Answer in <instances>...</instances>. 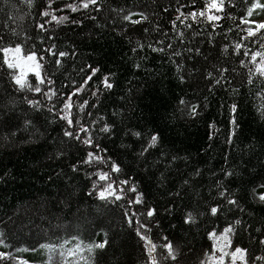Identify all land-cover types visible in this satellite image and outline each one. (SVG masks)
Here are the masks:
<instances>
[{"label":"trees","instance_id":"16d2710c","mask_svg":"<svg viewBox=\"0 0 264 264\" xmlns=\"http://www.w3.org/2000/svg\"><path fill=\"white\" fill-rule=\"evenodd\" d=\"M101 3L104 6L101 13H94L91 7L81 10L85 14L83 25H60L55 21H49V24L45 25L55 37L60 49L67 50L72 47L78 52V56H70L64 60L63 72L67 73V76L55 73L54 61L49 63V72L55 76V87L64 89H70L72 79L80 81L82 74L79 73V68L83 67L85 61L93 66L99 65L98 76L92 81L96 88L101 87L97 83L100 76L108 71L114 72L116 75L112 79L115 88L100 93L103 101V104L98 105L100 114H105V108L109 117L114 111L120 110L121 116L130 127L136 125L137 128L149 131L159 129L163 143L147 154L146 158L138 159L134 157L139 145L124 138L122 132L118 131L107 138L100 137L97 133L101 145L109 150L110 155L118 157L124 163V171L134 177L138 189L146 193V202L159 209L157 219L161 220V226L149 235H168L175 239L181 250L177 264H199V260L203 258L202 248L210 247V242L205 245L206 237L200 233L206 227H222L225 220L230 222L234 218L233 215L230 213L221 217L219 222L207 217L201 218L198 228L192 230L180 227L173 229L172 225L179 224L183 205L193 207V201L199 196L211 202L216 194V180H228L229 188L236 189L241 198L240 203L244 205V209L236 210V215L253 229L251 233H239L235 237L236 242L252 250L253 254H261L264 250L254 243L250 236L256 234L255 227L264 223V206L252 202L246 197V193L256 183L262 182L261 176H264V169L260 168V164L264 163V122L260 119V113L255 110L264 103V97L254 98L248 94L247 88L242 94L233 96L230 90L225 91V87H228L226 84L214 86L215 91L209 92L207 81L202 78L205 70H214L213 65L236 70L228 74V80H235L231 87L240 85L241 77L246 76L247 69L242 68L233 55L222 50L221 45L228 43L231 47L239 41V36L243 35L236 25L240 23L239 17L244 14L248 0H234L235 7L231 11L236 19H225L219 30L213 29L210 24H195V31L201 33L197 38L178 21L176 28L171 27L169 21L174 20L177 14L169 7V0H101ZM171 3L173 6L186 5L182 11L191 10L193 7L190 0H171ZM202 4L203 0H198L197 6ZM41 6L42 0H34L31 8L26 0H7V4L5 0H0V29L8 33L5 43L20 42L27 49L33 48L34 43L41 49L48 44L47 40L40 42L35 39L37 35H44L34 27V22H42L44 19L37 13ZM56 7H60L59 2ZM165 8H168V12L164 11ZM111 9L121 11L113 12ZM128 11L145 12L149 19L139 25L128 24L124 27L128 22L119 17ZM63 14L69 15L70 19L80 17L79 12L72 13L67 9ZM91 14L98 16L101 28H96L95 23L87 19V15ZM252 18L264 19V13L257 11ZM113 19L116 22L109 25L108 21ZM5 24L8 25L7 29L3 28ZM153 25L167 30V36L172 38L175 46L173 51H180L181 58L186 56V48L189 46L203 48L204 55L198 58L195 73L186 72L187 83L180 84L176 79L174 67L165 63L167 52L153 53L147 47L142 51L138 50V54L130 51V40L134 45L138 37L153 42L163 38L161 32H151ZM146 27L150 31L144 36L143 29ZM113 28L116 31H113ZM121 28H124L130 40L118 34ZM228 28L232 31L225 36L224 32ZM11 29H15L17 33L23 32L32 39L25 41L23 36L14 37ZM177 30L185 34L183 43L176 35ZM207 38L216 43H202ZM65 41L68 43L65 44ZM251 47L258 45H250ZM239 55L240 58L246 59L242 54ZM134 63L141 64V68H132ZM6 81V75L0 71V106L9 98L15 102L8 105L12 110L10 127H0V239L5 241L0 245V251H11L14 256L44 261L47 260L46 250L38 251L43 253V258L35 255L37 252L17 253L15 250L21 246L35 247L37 243H59L73 235L79 238L76 243L80 240L88 243L94 238L103 239V234L97 236L99 229L103 228L110 243L106 252L97 251L96 256L100 259L96 260L95 264H137V260L142 259V244L126 226L122 227L119 206L113 208L111 205L95 201L94 197L85 199L79 190L84 188L85 192L87 191L83 173L77 177L69 172L68 165L84 153L61 145L59 128L56 125L48 126L42 123V117L33 119L34 111L24 100L26 96L41 99L39 94L20 92ZM255 90H258V86H253V92ZM181 96L191 103H197L198 116L188 115L189 109L178 103ZM204 97H208L207 101ZM83 99L98 103L91 97L87 87L76 96V103L82 102ZM233 101L240 106L237 118L241 128L234 143L227 145L224 143L228 121L226 106ZM80 115L87 119L86 113ZM121 116L116 117L118 125ZM25 119L32 120L34 126L25 128ZM213 121L217 122L218 133L215 142L209 144L207 124ZM12 131H16L14 136L11 135ZM121 144L132 147L125 154ZM250 144L255 145L254 153H250L249 147H245ZM57 148L63 149L62 159L55 156ZM202 148L205 151H201ZM161 151L165 155L161 156ZM224 151H229L233 157L230 161L233 165L232 171L238 173L231 178L223 177L219 171L224 165ZM173 156L179 159L173 161ZM195 168L201 169L202 177L190 175ZM212 173H215V176ZM119 178L124 177L121 175ZM185 179L190 181L188 185H184ZM169 192L176 195L169 197ZM61 200L64 201L63 204L60 203ZM170 203L176 204L177 207L173 215L168 216L165 215L164 209ZM141 210L143 205L133 208V211ZM50 222L53 226L62 227L49 230ZM72 243L73 241L69 240L68 246ZM0 264L5 262L0 261ZM8 264L13 262L8 261Z\"/></svg>","mask_w":264,"mask_h":264},{"label":"snow or ice","instance_id":"6c2138e0","mask_svg":"<svg viewBox=\"0 0 264 264\" xmlns=\"http://www.w3.org/2000/svg\"><path fill=\"white\" fill-rule=\"evenodd\" d=\"M26 2L29 8L33 7L34 0H26ZM57 2L60 3L58 9L56 7ZM5 3L7 4V0H5ZM190 3L193 6L192 9L182 11L186 8V5L173 6L171 0H169V7L173 8L177 14L174 20L169 21V24L172 28H176V22L178 21L186 30L192 32L194 38L201 35L194 29V25L197 23L210 24L213 29L219 30L220 24L225 19H236L231 11L235 7L234 0H203L202 6H197L198 0H190ZM90 7L94 13L104 11L101 0H70V2L68 0H42V6L37 9V13L44 19L42 22H34V27L44 33L43 36L37 35L35 39L40 42L48 41V44L42 49L37 47L35 43L31 49H27L20 42L9 41L5 43L8 33L0 29V71L6 75V82H9L14 89L28 94H39L41 99L27 98L26 96L24 100V103L34 111L33 119L42 117V123L48 126L56 125L59 128L61 145L84 153L83 156L78 157L75 162L68 165L69 172L77 177L83 173L87 191L85 192L84 188L79 190L84 194L85 199L94 197L95 201L111 205L113 208L119 206L122 227L126 226L129 232L137 237L142 244V259H138L137 264H177L181 250L175 239L170 238L168 235H149L161 226V220L157 219L159 209L146 202V193L141 192L134 177L129 176L124 171V163L118 157L114 158L110 155L109 150L103 147L97 138V133L100 137L107 138L120 131L123 133L124 138L131 139L134 144L139 145L134 158H146L147 154L163 143L159 129L149 131L137 128L136 125L130 127L121 116L120 110L114 111L110 117L107 116V108H105V114H100L98 105L103 104L100 93L115 88L112 79L116 75L114 72L108 71L100 76L97 83L101 87L96 88L92 85V81L98 76L99 65L93 66L85 61L83 67L79 68V73L82 74L80 81L72 79L70 89L56 88L55 76L49 72V63L54 61L55 73L67 76V73L63 72L64 60L70 56H78V52L72 47L67 50L60 49L55 42V37L46 29L45 25H48L49 21H55L60 25L66 23L83 25L85 14L81 10H88ZM65 9L72 13L79 12L80 17L70 19L69 15L63 14ZM111 11L120 12L121 10L111 9ZM164 11L168 12V8H165ZM257 11L264 13V0H248L244 14L239 17L240 23L236 25L243 32V35L239 36V41L231 47L228 43L221 45L222 50L233 55L239 61L240 66L247 69L246 76L241 77L240 85L231 87L235 80H228V74L230 71L236 72V70L213 65L214 70H205L202 74V78L207 81L209 92L215 91L214 86L226 84L228 87H225V91L230 90L233 96L242 94L247 88L248 94L253 95L254 98L264 97V19L252 18ZM134 16L136 18H133ZM119 18L124 22H128L124 27H127L128 24L139 25L142 21H148L149 19L145 12L133 13L132 11L121 14ZM19 19H23V17H19ZM87 19L94 22L96 28L102 27L97 15H87ZM189 20L191 23H186ZM115 22V19L109 20L108 24L112 25ZM3 28L7 29L8 25L5 24ZM10 31L14 37L23 36L25 41L32 39L23 32L17 33L15 29ZM113 31H116V29L113 28ZM149 31V28H144V36H147ZM231 31V28L226 29L224 35L227 36ZM151 32H161L163 38L156 39L153 42L138 37L132 45V41L124 32V28H121L118 34L122 35L124 39L130 40V51L133 53L138 54V50L142 51L145 47L153 53L167 52L165 63L174 67L176 79L180 84L187 83L186 72L195 73V64L198 58L204 55L203 48L195 45L189 46L186 48V56L181 58L180 51H173L175 46L172 38L167 36V30H161L159 25H153ZM176 35L180 37V42L183 43L185 34L177 30ZM64 43L67 44L68 42L65 41ZM202 43L214 45L216 42L211 38H207ZM250 45H258V47L250 48ZM239 54H242L246 59L240 58ZM174 57L180 59H174ZM144 59H147V57H144ZM131 66L134 69L141 68L139 63H134ZM253 86H258V90L253 92ZM86 87L91 97L95 98L98 103H92L87 99L76 103V96H79ZM207 99L208 97H204L205 101ZM14 103V100L9 98L3 106H0V127H10L12 110L8 105ZM178 103L189 109V116H198L197 103H191L183 96L178 98ZM226 107L228 121L224 143L231 145L241 128L237 118L240 106L233 101L227 104ZM262 109H264V103L255 110L260 113V119L264 122V111ZM80 113H86L87 119L83 118ZM94 116L96 118H93ZM117 116H121L119 125L116 122ZM216 123L213 121L207 124L209 144L215 142L218 133ZM23 126L27 128L34 125L32 120L25 119ZM93 126H95V131H93ZM16 131H20V129H16ZM16 131H12L11 135L14 136ZM131 147L132 145L121 144V149L125 154ZM245 147H249L250 153H254V144ZM201 151H205V149L202 148ZM160 155L163 156L165 153L161 151ZM55 156L62 159L64 156L63 149L57 148ZM223 157L224 165H227V167L222 165L219 169L220 174L225 178L238 175V173L232 171L233 165L230 161L233 157L230 156L229 151H224ZM177 159L179 158L176 156L172 157L173 161ZM260 168L264 169V163L260 164ZM248 171L251 172V170ZM121 175L124 178H119ZM190 175L202 177L203 173L201 169L195 168ZM212 175L215 176V173H212ZM261 181L246 193V197L252 202L264 206V176H261ZM183 183L188 185L190 181L185 179ZM228 184V180L224 182L216 180V194L212 197L211 202L204 199L203 196H199L193 201V207L187 204L183 205L179 224L172 225V228L180 227L192 230L198 228L201 218L207 217L210 220L219 222L221 217H226L231 213L234 218L230 222L225 220L222 227H206L200 233L201 236L206 237L205 245L210 242V247L202 248L203 258L199 260V264H264V252L253 254L252 250L236 242L235 237L239 233H251L253 229L249 228L248 224L239 215H236V210L244 209V205L240 203L241 198L236 189H230ZM75 190L73 189V191ZM168 195L174 197L176 194L169 192ZM60 203L63 204L64 201L61 200ZM141 205H143V210L133 211V208ZM176 207L177 205L174 203L168 204L164 209L165 215H173ZM70 212L71 206L69 205ZM77 212H79V208ZM65 216H67V213ZM85 223H88V221H85ZM53 227L59 229L62 226H53L50 222L49 230ZM255 233V235L250 236V239L264 250V223H260L259 226L255 227ZM100 234H103V239L94 238L92 242L88 243L82 240L76 243L75 241L79 238L73 235L69 239L61 240L59 243H37L35 247L21 246V248L15 250L17 253L29 251L36 253L41 249L46 250L47 260L44 261L29 260L20 255L14 256L11 251H0V261L5 262V264H8V261H12L13 264H95V261L100 259L96 256L97 251L106 252L110 243L103 228L99 229L97 236ZM69 240L73 241L71 246H68ZM154 240L160 242H153ZM4 242L3 239H0V245Z\"/></svg>","mask_w":264,"mask_h":264},{"label":"rangeland","instance_id":"374dc122","mask_svg":"<svg viewBox=\"0 0 264 264\" xmlns=\"http://www.w3.org/2000/svg\"><path fill=\"white\" fill-rule=\"evenodd\" d=\"M35 255H37L38 257H42L43 258V253L42 252H37Z\"/></svg>","mask_w":264,"mask_h":264}]
</instances>
